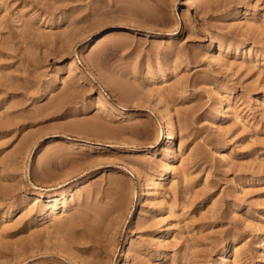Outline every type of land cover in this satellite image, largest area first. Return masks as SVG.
Wrapping results in <instances>:
<instances>
[{
    "label": "rangeland",
    "instance_id": "rangeland-1",
    "mask_svg": "<svg viewBox=\"0 0 264 264\" xmlns=\"http://www.w3.org/2000/svg\"><path fill=\"white\" fill-rule=\"evenodd\" d=\"M0 264H264V0H0Z\"/></svg>",
    "mask_w": 264,
    "mask_h": 264
},
{
    "label": "bare ground",
    "instance_id": "bare-ground-1",
    "mask_svg": "<svg viewBox=\"0 0 264 264\" xmlns=\"http://www.w3.org/2000/svg\"><path fill=\"white\" fill-rule=\"evenodd\" d=\"M99 99L101 101H103L102 97H100ZM218 100L221 101V104H222L223 107L226 106L225 105V100L223 99L222 96H219ZM164 118H165V126L167 127V129H166V132L164 133L165 137H163L162 140L163 139L164 140H167V139L171 140V146H170V148L168 150L169 166L170 167H175V165L179 161V150H178L177 145L175 144V140L173 139L174 135L171 134V133L175 132V130H176L175 129V123H174L173 117L171 115H169V114H165ZM156 186H157V182L153 181L152 182V187L156 188ZM57 197L60 198V200H62V204H63L62 206H66V203H67L66 192H62V193L58 194ZM56 199L57 198H53L52 200H56ZM48 206L52 208L53 214L58 213L57 212L58 211V207H57V202L56 201L52 202V203H49Z\"/></svg>",
    "mask_w": 264,
    "mask_h": 264
}]
</instances>
